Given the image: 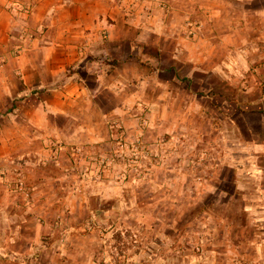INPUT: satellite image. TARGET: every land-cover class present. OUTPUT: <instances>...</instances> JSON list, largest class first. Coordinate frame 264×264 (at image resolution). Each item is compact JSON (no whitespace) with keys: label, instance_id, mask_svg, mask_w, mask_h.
<instances>
[{"label":"rangeland","instance_id":"1","mask_svg":"<svg viewBox=\"0 0 264 264\" xmlns=\"http://www.w3.org/2000/svg\"><path fill=\"white\" fill-rule=\"evenodd\" d=\"M114 1L133 29L94 53L113 84L87 77L107 118L55 131L41 158L0 157V264H35L43 247L71 264H264V154L238 145L252 135L237 111L264 86V0L220 1L217 33L247 42L209 67L167 35L209 33L212 0Z\"/></svg>","mask_w":264,"mask_h":264},{"label":"crops","instance_id":"2","mask_svg":"<svg viewBox=\"0 0 264 264\" xmlns=\"http://www.w3.org/2000/svg\"><path fill=\"white\" fill-rule=\"evenodd\" d=\"M16 1L25 4L14 6ZM220 1H210L211 9L217 12L207 22L211 26L209 33L194 37L166 34L169 41L185 50L188 58L207 67L215 66L217 59L224 61L228 52L239 51L247 42L243 36L217 33L215 27L224 25L225 19L218 13L224 4ZM122 5L114 0H0V157L32 154L41 158L48 154V139L55 131L69 136L85 131L94 134L97 127L93 123L104 122L107 117L96 97L97 88L88 84L87 77L100 78L98 86L103 81L113 84V69L104 63L101 66L94 53L105 57L109 49L97 48L106 40H126V32L133 29L123 19ZM197 6H193L194 11ZM158 12L143 13L135 27L159 23ZM218 16L222 17L219 25ZM20 40L23 49L17 51L13 46ZM78 43L86 48L80 50ZM237 102L238 114L252 135L238 145L247 154H264V86L257 96ZM53 113L72 117L86 127L78 131L57 126L51 119ZM87 123H92L90 128ZM253 167L264 170L263 165ZM48 250L41 248L38 256L44 258L35 264H71L64 253L59 259L51 258ZM158 261L154 264H160Z\"/></svg>","mask_w":264,"mask_h":264}]
</instances>
